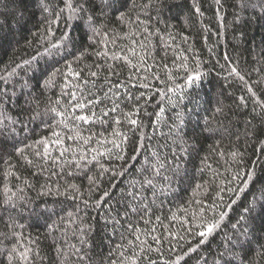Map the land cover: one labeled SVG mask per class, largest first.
Segmentation results:
<instances>
[{
    "label": "trees",
    "instance_id": "trees-1",
    "mask_svg": "<svg viewBox=\"0 0 264 264\" xmlns=\"http://www.w3.org/2000/svg\"><path fill=\"white\" fill-rule=\"evenodd\" d=\"M151 2L152 0H129L125 13H130L133 18L140 15L154 31L153 70L160 77L154 84L167 94L161 98L159 94H154V89L147 92L153 97L147 112L158 113L160 108H163L164 112L161 122L156 124L155 114L144 115L143 109L141 110V119L145 124L143 131L150 138L144 139L146 148L137 150L139 162L130 160L125 177L116 178V188L111 190V204L120 207L116 201L128 187L129 181L139 177L138 170L145 161H154L151 155L153 151H159L161 158L166 157L168 166L171 165L170 149H175V145L169 137L171 130L175 128L173 121L179 124L182 119L184 137L188 141V155L177 162L178 175L162 170L161 176L157 177L158 186L170 184L172 188L170 194L160 197L163 205L156 212L163 224L176 231L179 222L170 219L169 210L175 212L178 207L195 210L199 205L193 203L194 199H202L205 204L211 202L221 181H232L231 187L239 186L244 180V173L253 165L255 177L237 205L233 206L229 216L231 221L235 222L243 205L252 201L256 202L258 213L260 205L264 204V199H261L264 196V153L261 152L264 148V116L257 114L260 113V108L254 105L242 90L239 80L228 76L229 65L223 57L226 54L238 65L241 73L253 82L259 98L264 100V91L255 86V81H264V9L259 6L241 7L242 4L249 3V0H220L219 4L216 0H196V5L203 13L199 15L193 12V0H165L157 16L155 7H140ZM261 2L264 0H250V4L259 5ZM41 19L39 6L33 8L29 2L26 10L21 12L20 0H0V75L7 76L15 64L30 58L36 48L41 47L37 43L43 32ZM108 23L112 28L119 30L120 14L113 15L109 12ZM68 30L77 41L79 50H72L75 55L66 53V63H73L80 51H94L95 45L91 38L84 39L83 27L73 24ZM59 34L57 31L56 35ZM184 56L187 61L182 59ZM94 60V57L86 56L83 63L91 64ZM164 64L168 65L167 69L163 67ZM152 66L153 61H150V67ZM46 67V63L41 61L40 68ZM117 71H121V76L113 77V80L123 79L128 74L126 69ZM103 75L102 72L101 79ZM42 76L43 71L31 80V96L27 95L28 90H22L19 84L15 85L14 95L12 85H5L0 81V90L7 87L8 97H11L10 100L5 98L6 102L2 106L4 115L17 117L28 123L31 115L44 113L49 107H56L55 101L67 102V97L61 96L63 79L57 76L53 86L45 89ZM196 76L200 79L192 83L187 82L189 77ZM38 80L39 87L36 86ZM138 91L147 90L133 89V92ZM241 95L249 101L246 107L239 102ZM173 104L177 107L173 108ZM218 108L222 111L218 112ZM177 113L180 114L179 117ZM4 115H0V119H4ZM37 120L29 124V129L34 130V138L49 134L50 130L41 124L40 119ZM28 134L21 133V136ZM129 136L128 152L131 155L133 142L139 137L136 133H129ZM0 141L5 149L0 151V217L3 218L0 220V264H8L4 253L13 247L19 251L29 250L28 264H33V261L34 264H108L109 249L115 251V245L120 242L119 235L114 234L112 222L107 219L108 205L105 204L102 209L93 207L96 198V195H93L86 207V195L83 199L79 196L72 199L64 187L75 184L87 194L88 181L83 175L53 176L49 180V172H41L38 167L28 166L17 155L12 154L10 140L0 137ZM236 152L242 154V163H237L241 157H233L232 153ZM237 172L240 173V179L234 180L233 176ZM164 176L170 177V180H165ZM25 182L33 187H26ZM45 183L51 186L50 192L42 187ZM101 183L107 188L110 180L106 177ZM5 185L13 191L17 187L25 188L26 197L24 202H18L17 208H9L7 212L4 210ZM197 185H201V188L197 189ZM146 195L150 200L151 193ZM9 213L22 227L13 229L8 226L11 223ZM177 214L183 219L181 213ZM152 226L158 228L157 235L164 231L155 223ZM80 228L84 229L86 240L83 245L80 243ZM13 231L16 232L15 236L12 235ZM223 233L231 235L230 229H224L222 233H218L217 238L210 240L209 244L202 246L200 250L199 254L207 258L208 264H212L214 254L222 250L219 246L224 241ZM195 243L193 240L192 244ZM71 245L83 248L88 259L78 262L74 258L66 259L65 255L58 252V249H63L65 254H70ZM187 247L188 245H185V249ZM183 250L169 251L166 244L162 250L163 255L152 253V256L162 264L164 260L181 254ZM197 255L198 253H193L186 256L181 264H197ZM249 258H254L256 264H264V259L257 257L255 253H251ZM12 264L21 262L14 259ZM200 264H203L202 260Z\"/></svg>",
    "mask_w": 264,
    "mask_h": 264
},
{
    "label": "snow or ice",
    "instance_id": "snow-or-ice-1",
    "mask_svg": "<svg viewBox=\"0 0 264 264\" xmlns=\"http://www.w3.org/2000/svg\"><path fill=\"white\" fill-rule=\"evenodd\" d=\"M29 2L33 8L39 6L42 15L40 23L43 32L37 41L41 47H37L30 58L15 64L7 76L0 75V81L5 85L11 84L14 95L15 85L19 84L21 89H27V95L31 96L33 88L31 80L37 73L43 71L41 79L45 89L52 87L55 78L59 76L63 79L61 96H66L67 102L61 103V100H57L56 107H49L44 113L37 112L31 115L28 123H25L17 117L4 115L2 106L6 102L5 98L11 99L5 87L0 90V115H4V119H0V137L11 141L12 154L17 155L25 164L38 167L41 172H49V180L53 176L83 175L88 181L87 194L75 184L64 187L72 199L78 196L83 199L86 195L87 198L84 199L86 207L93 195H96L93 207L102 209L105 204L108 205L107 219L113 224L114 234H118L120 238V242L115 245V251L109 249L108 264H160L157 259H153L152 253L163 255L162 250L166 244L169 251L184 250L181 254L164 260L162 264H181L186 256L193 253H198L197 264H200L201 260L203 264H208L207 258L199 254L200 250L202 246L208 245L210 240L217 238L218 233H222L224 229H230L231 235L223 233L224 241L219 246L222 250L214 254L212 264H256L254 258H249L251 253L264 259V204L260 205V211L257 213L255 201L246 203L235 222H232L229 216L233 206L237 205L252 183L255 165L244 173V180L239 186L231 187L232 181H221L211 202L205 204L202 199H194L193 203L199 205L195 210L188 207H178L175 212L169 210L170 219L179 222L176 231H173L171 226H165L160 216L156 215L163 205L160 197L172 191L170 184L158 186L157 177L161 176L162 170L172 171L174 175H178L177 162L188 155V141L184 137L182 119L179 124L173 121L175 128L171 130L169 137L175 149H178V151L170 149L171 165L168 166L166 157L161 158L159 151H153L151 155L154 161H145L138 170L139 177L129 181L128 187L116 201L120 207L111 204L113 196L111 190L116 188V178L125 177L130 160L139 162L137 150L146 148L144 139L150 138L143 131L145 124L141 119V110L143 109L144 115L155 114L156 124L161 122L164 112L163 108H160L158 113L147 112L148 105L153 102V97L147 92L154 89V94H159L161 98L167 94L154 84L160 79L153 70L154 31L140 15L133 18L130 13H125L129 0H20L21 12L26 10ZM216 3L219 4L220 0H216ZM164 4L165 0H152L149 5L140 7H155L159 16ZM249 6L264 9V2L256 5L250 4L249 0V3L241 5L244 8ZM109 12L113 15L120 14L119 30L109 25ZM193 12L203 15L200 7L196 5V0H193ZM73 24L76 27H83L84 39L90 37L95 48L90 53L80 51V55L73 63H66V53L75 55L72 50H79L77 41L68 30ZM57 31L60 32L59 36L56 35ZM86 56L94 57V62L84 64ZM223 58L229 65L228 76L239 80L242 90L254 105L260 108L261 111L257 114L264 116V100L259 98L253 82L241 73L238 65H235L226 54ZM182 59L187 61L186 56ZM41 61L46 63L45 69L40 68ZM150 61H153L152 67ZM163 67L167 69L168 65L164 64ZM117 69H126L128 74L123 79L113 80V77L121 76V71ZM102 72L104 75L101 79ZM198 79L199 76L189 77L187 82L192 83ZM39 84L38 80L36 86L39 87ZM255 86L261 87L264 91V81H255ZM133 89L147 91L133 92ZM239 102L246 107L249 101L241 95ZM176 107L177 105L173 104V108ZM255 110L254 107L253 111ZM217 111L222 109L218 108ZM177 116L180 114L177 113ZM37 119H40L41 124L49 129L50 133L34 138V130L29 129V124ZM25 132L29 134L21 136V133ZM129 133H136L139 137L133 142L131 155L128 152ZM4 150L3 142L0 141V151ZM261 152L264 153V148ZM232 155L234 158L241 157L237 163H242V154L236 152ZM132 167L134 168L135 164ZM106 177L110 183L104 188L101 181ZM164 179L170 180V177L164 176ZM233 179L239 180L240 173H235ZM25 184L28 188L33 187L27 182ZM42 187L49 192L52 190L48 183ZM196 187L199 189L201 185ZM24 192L25 188L17 187L13 191L5 185L3 193L5 212L9 208H17L18 202L26 200ZM148 192L151 193L150 200L146 195ZM261 199H264V196ZM177 213H181L183 219ZM2 219L0 217V220ZM9 220L11 221L9 227L13 229L22 227L17 224L11 213ZM153 223L164 231L157 235L158 228L153 227ZM79 232L80 243L86 244L84 229L80 228ZM12 235L15 236L16 232L13 231ZM193 240L196 241L195 244H192ZM185 245H188L186 249ZM70 247L72 249L70 254H65L63 249H58V252L65 255L66 259L74 258L78 262L88 259L83 248H77L75 245ZM34 255L38 256L39 253ZM4 256L8 264H12L14 259L21 264H28L30 259L29 250L19 251L16 247L5 252Z\"/></svg>",
    "mask_w": 264,
    "mask_h": 264
},
{
    "label": "rangeland",
    "instance_id": "rangeland-1",
    "mask_svg": "<svg viewBox=\"0 0 264 264\" xmlns=\"http://www.w3.org/2000/svg\"><path fill=\"white\" fill-rule=\"evenodd\" d=\"M38 121V120H37Z\"/></svg>",
    "mask_w": 264,
    "mask_h": 264
}]
</instances>
